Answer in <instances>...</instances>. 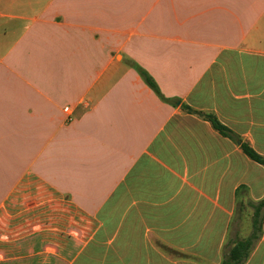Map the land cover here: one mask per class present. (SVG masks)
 I'll use <instances>...</instances> for the list:
<instances>
[{
	"label": "crops",
	"instance_id": "1",
	"mask_svg": "<svg viewBox=\"0 0 264 264\" xmlns=\"http://www.w3.org/2000/svg\"><path fill=\"white\" fill-rule=\"evenodd\" d=\"M184 105L264 155V0H0V264H219L264 166Z\"/></svg>",
	"mask_w": 264,
	"mask_h": 264
},
{
	"label": "trees",
	"instance_id": "2",
	"mask_svg": "<svg viewBox=\"0 0 264 264\" xmlns=\"http://www.w3.org/2000/svg\"><path fill=\"white\" fill-rule=\"evenodd\" d=\"M141 75L143 76L146 83L154 89L156 93H158L163 99L168 100L162 94L158 84L154 80L153 76L148 73L142 67H138ZM170 101V100H168ZM184 108L187 109L188 112L191 113H198L207 120H209L214 128L218 130L222 135L230 137L237 142H239L240 147L242 148L244 154H246L250 159L253 161L261 164L264 166V155L258 152L255 148H253L249 143L242 141L240 137L234 134L232 129L228 128L226 125L220 122L217 116L213 113H204L202 111L194 110L187 105H184ZM251 206L253 208V215H252V230L248 237L243 239H237L234 241V244L229 249V253L224 257L222 264H244L248 257L250 256L256 242L260 238L262 234V221L264 218V198L257 201L252 202Z\"/></svg>",
	"mask_w": 264,
	"mask_h": 264
},
{
	"label": "rangeland",
	"instance_id": "3",
	"mask_svg": "<svg viewBox=\"0 0 264 264\" xmlns=\"http://www.w3.org/2000/svg\"><path fill=\"white\" fill-rule=\"evenodd\" d=\"M250 201L252 200L246 197V190L240 189V191H238V200L235 203L236 206L233 211L232 220L221 239V243H219V247L217 248L219 264H222L224 257L229 253L228 251L234 244L235 240L246 238L251 233L253 208L249 205ZM156 246L163 251L174 252L177 254L179 252L177 249L170 248L162 242H158Z\"/></svg>",
	"mask_w": 264,
	"mask_h": 264
},
{
	"label": "built area",
	"instance_id": "4",
	"mask_svg": "<svg viewBox=\"0 0 264 264\" xmlns=\"http://www.w3.org/2000/svg\"><path fill=\"white\" fill-rule=\"evenodd\" d=\"M66 110H68V107H66Z\"/></svg>",
	"mask_w": 264,
	"mask_h": 264
}]
</instances>
